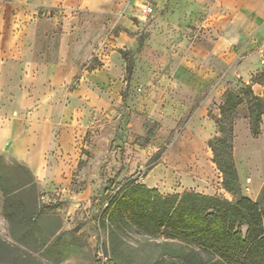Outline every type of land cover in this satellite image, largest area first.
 I'll use <instances>...</instances> for the list:
<instances>
[{
  "label": "crops",
  "instance_id": "0c3cea01",
  "mask_svg": "<svg viewBox=\"0 0 264 264\" xmlns=\"http://www.w3.org/2000/svg\"><path fill=\"white\" fill-rule=\"evenodd\" d=\"M146 4L153 6L151 14L143 13ZM134 5L139 26L128 16ZM39 9L64 11L60 32L43 30ZM81 9L114 15L128 29H144L155 16L168 18L145 39L136 68L147 67L150 52L165 51L168 60L156 66L171 75L169 87L199 95L195 108L192 98L184 103L188 117L171 148H211L227 91L243 96L249 87L264 98V0H0V154L24 163L39 178L50 173L52 162L73 169L75 160L65 158L122 100L131 79L122 50L136 49L138 40L120 31L101 37L99 49L91 36L81 44L76 15ZM95 57L97 67L91 66ZM179 104L171 102L170 111ZM175 115L172 120H179ZM233 156L242 191L258 195L264 185V112L254 136L246 99L234 123ZM220 185L226 191L222 176Z\"/></svg>",
  "mask_w": 264,
  "mask_h": 264
},
{
  "label": "rangeland",
  "instance_id": "374dc122",
  "mask_svg": "<svg viewBox=\"0 0 264 264\" xmlns=\"http://www.w3.org/2000/svg\"><path fill=\"white\" fill-rule=\"evenodd\" d=\"M165 11L167 8L160 12L161 18H165ZM137 12L134 5L128 16L139 26ZM36 15L44 20V31L60 32L63 10L39 9ZM76 15L81 44L91 36L95 38L91 43L99 49L104 44L101 37L120 31L138 40L136 49L122 50L127 67L132 69L131 79L122 89V100L91 125L82 137V147L65 158L75 160L73 169H61L52 162L50 173L39 178L24 163L0 154V264L174 263L179 250H188L187 242L175 240L167 229L148 234L131 222L112 235L109 225L103 224L109 201L102 196L113 179L118 189L136 181L162 194L193 190L234 198L220 185L223 175L214 162L212 148H171L188 117L184 103L192 98L195 108L199 95L188 97V90L169 87L171 75L156 66V62L168 60L165 51L157 56L150 52L147 67L136 68L145 39L168 18L158 21L155 16L140 30L125 28L114 15L100 11L81 9ZM162 29L168 31L167 23ZM98 65V58H93L91 66ZM171 102L180 104L170 111ZM176 109H182V115H175ZM173 115L181 117L173 121ZM60 176L63 179H58ZM2 183L14 189L8 200ZM247 194L258 200L261 191Z\"/></svg>",
  "mask_w": 264,
  "mask_h": 264
},
{
  "label": "trees",
  "instance_id": "16d2710c",
  "mask_svg": "<svg viewBox=\"0 0 264 264\" xmlns=\"http://www.w3.org/2000/svg\"><path fill=\"white\" fill-rule=\"evenodd\" d=\"M127 74L128 77L132 74L129 67ZM243 93V96L234 90L225 93L221 116L216 119L218 136L209 141L214 162L223 175V186L234 198L193 190L162 194L136 181H128L118 189L116 180L110 179L102 198L109 201L103 211V224L109 225L112 235L128 222L148 234L167 229L172 238L189 245L188 250L178 251L176 262L169 264H264V185L258 200L243 194L233 156L238 106L247 100L251 129L256 136L260 132L264 98L249 87L243 88ZM21 165L30 175L28 168ZM1 189L8 200L14 189L4 183Z\"/></svg>",
  "mask_w": 264,
  "mask_h": 264
},
{
  "label": "built area",
  "instance_id": "2783aa9c",
  "mask_svg": "<svg viewBox=\"0 0 264 264\" xmlns=\"http://www.w3.org/2000/svg\"><path fill=\"white\" fill-rule=\"evenodd\" d=\"M153 6L151 4H147L144 9H143V13L145 15L151 14L153 12ZM262 63L264 64V57L262 58Z\"/></svg>",
  "mask_w": 264,
  "mask_h": 264
}]
</instances>
